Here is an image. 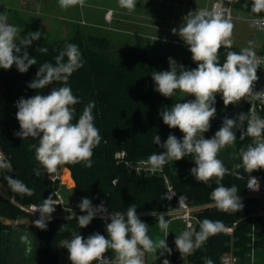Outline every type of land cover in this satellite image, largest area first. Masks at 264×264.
<instances>
[{"label": "trees", "instance_id": "1", "mask_svg": "<svg viewBox=\"0 0 264 264\" xmlns=\"http://www.w3.org/2000/svg\"><path fill=\"white\" fill-rule=\"evenodd\" d=\"M253 2L254 0H232L231 5L236 13H245L252 17L264 15V11H252ZM68 44L78 46L84 62L83 67L76 70L67 82V86L79 100L73 106V123L79 119L85 106L94 101L92 114L101 136L99 145L93 149L91 167H86L84 163L60 166L71 171L75 193L81 199L91 200L94 207L103 202L112 213L124 214L129 206L135 205L137 216L148 225L150 238L155 228L160 230L157 216L164 214L165 219L169 220L168 211L179 208L181 196L191 206L207 205L199 214L201 221H221L224 226L237 222L233 247L238 256V264H250L249 254L252 248L255 249V264H264V214L253 215L258 212L254 207L258 198L246 197L244 208L238 212L219 210L211 199L212 191L218 186L216 179L213 178L207 183L198 182L191 174V169L196 166L192 155L179 161H169L163 166L168 183L162 174L144 176L129 168L127 162L147 160L153 153L166 151L154 143L155 135L160 137L161 144L170 134L182 141L183 133L178 128H169L163 122L161 112L176 103L194 100L195 97L179 94L178 91L168 98L161 95L155 90L152 73L167 71V66L158 57H151L150 48L116 44L111 37L100 34L98 29L93 28H77L69 38L33 40L27 48L22 47V52L26 50L29 57L36 58L37 61L26 73L19 72L15 65L7 70L0 68V147L6 158L1 165L0 183L6 195H13L15 198V201H11L0 196V264H13L14 248H21L22 235L28 236L31 246L29 253L36 264H60L59 246L74 233L85 239L94 233L107 238L106 224L110 222V218L106 222L101 216H95L87 227L80 228L77 218L87 213L81 212L75 205H66L74 210V214L46 220V230L35 227L34 223L15 224L19 219L34 217L24 207L33 203L43 204L44 199L49 196L55 199V184H58V181L53 182L47 178L48 173L35 158V147L32 146H39V137L21 139L16 135L21 131L16 119L17 102L21 98L28 99L36 94L47 95L53 88L64 86L61 82H54L45 89L28 87L36 78L39 67L45 62L55 64V57ZM41 47L47 48V52L38 51ZM242 48L238 45H232L230 49L221 48L220 63L224 62L228 51L239 52ZM186 54L179 63L178 73L180 66L185 70L197 67V63L192 60V54ZM243 103L244 114H247V104L244 100ZM213 106L216 108V115L210 122L209 131L204 133L205 138L214 137L224 118H231L227 112L232 109V105L225 107L222 94H216ZM246 121L236 128L234 144L222 148L217 157L228 169L220 183L226 187L236 185L239 197H245L250 175H264V169L251 174L243 168L234 169V165L241 163L240 150L253 144L251 137L241 136L247 127ZM119 152L125 154L121 159L116 157ZM36 169L40 171L39 176L35 175ZM234 171L237 174H233ZM9 176L22 181L33 190V194L28 196L13 191L6 179ZM153 211L157 216L151 214ZM199 230V227L195 229ZM175 239L176 237L168 246L171 250L170 264H205L208 259L213 264H223L221 256L230 250L231 237L223 231L210 236L190 255H181L176 248ZM163 261L161 254L155 256L150 264H163Z\"/></svg>", "mask_w": 264, "mask_h": 264}, {"label": "clouds", "instance_id": "2", "mask_svg": "<svg viewBox=\"0 0 264 264\" xmlns=\"http://www.w3.org/2000/svg\"><path fill=\"white\" fill-rule=\"evenodd\" d=\"M83 2L84 0H59L62 8L78 3L83 5ZM136 4V0H119L120 7L129 11L134 10ZM252 11L254 13L264 11V0H254ZM183 20L179 30L174 28L172 31L189 46L192 60L197 63V67L185 70L180 66L181 70L178 73L177 64L170 57L169 70L154 72L152 78L156 84L155 90L166 98L179 91L186 96H194L195 99L176 103L170 109L161 112L163 122L169 128H178L183 133V139L181 141L170 134L161 144L160 137L155 135L154 143L166 151L151 154L143 163L155 170L169 161H179L192 155L196 166L191 169V174L195 179L204 183L216 179L218 186L211 193V199L216 207L224 212H238L243 208L238 187L236 185L226 187L220 183L228 169L217 158L218 153L222 148L234 144L236 134L233 128L239 127L247 120V127L241 136L253 138L254 143L240 150L241 163L234 165V169L243 168L249 174L264 169V119L241 113L238 116L239 123L225 117L214 137L205 138L204 133L209 131L210 122L216 115V108L213 106L216 94H222L223 103L227 107L253 93L252 86L258 80L257 58L255 52L247 47L239 52L228 51L224 62L220 63V49L232 47L234 25L230 18L201 9L189 12ZM255 23L264 29V22ZM40 35L39 32H30L21 38L19 29L8 24L6 17L0 16V68L7 70L15 65L19 72L26 73L32 65L37 64L36 58H30L26 50L22 52V47L27 48L33 40H38ZM17 40L20 42L19 45L16 43ZM38 51L46 53L47 48L41 47ZM83 63L78 46L68 44L55 57V64L45 62L39 67L36 78L28 85L29 88L36 90L45 89L54 82H61L64 86L53 88L48 95L36 94L28 99L21 98L17 102L16 119L21 131L16 135L21 139L39 137V146L32 147H35L36 160L49 175L65 164L84 163L86 167H91L93 149L101 141L92 114L95 108L94 101L85 106L79 119L73 123L75 111L73 106L79 103V100L73 95L67 82L76 70L83 67ZM255 96L264 102V91L255 93ZM34 172L35 175H40L38 169ZM233 174L237 173L234 171ZM6 179L13 191L28 196L33 194V190L22 181L11 176ZM247 187L258 191L259 181L250 175ZM185 200L183 196L179 198L180 207L185 206ZM78 207L81 212L87 213L77 218L80 228L87 227L98 211H106L103 202L98 209L87 198L82 199ZM36 211H39L40 218L33 222L35 227L46 230V220H50L51 214L55 211L52 197L44 199ZM151 214L157 216L155 211ZM109 218L110 222L106 224L108 238L94 233L85 239L74 233L70 241L64 242L63 246L69 252L71 264L94 262L144 264L143 257L146 252H156L157 249L171 251L167 248L165 239L154 241L149 237L148 225L137 216L135 205L129 206L126 213H112ZM157 220L158 227L167 235L171 221L166 220L164 214H159ZM224 227L221 221L209 219L200 222L199 231H195L189 224L187 230L176 236V248L181 255H190L210 236L223 231ZM20 239L27 242L28 236L22 235ZM108 250L115 254L114 259L105 257ZM163 264H169V261L165 259ZM205 264H213V261L208 259Z\"/></svg>", "mask_w": 264, "mask_h": 264}, {"label": "rangeland", "instance_id": "3", "mask_svg": "<svg viewBox=\"0 0 264 264\" xmlns=\"http://www.w3.org/2000/svg\"><path fill=\"white\" fill-rule=\"evenodd\" d=\"M157 1L160 5H163L159 8H153L152 5L156 6V4H158ZM169 1L172 0H136V8L132 11L118 7L122 13H116L115 16L119 14L122 16L123 20L114 18L110 23L105 21L103 14L105 10L108 9V6L117 9L119 0H84L83 5L78 3L67 8H62L59 4V0H0V16L6 17V22L8 24L16 26L19 29V36L21 38L26 37L30 32H39L41 35L38 40L51 41L69 38L77 28L98 29L100 34L111 37L116 44H125L129 46L142 45L146 46L148 49L150 48L151 57H158L160 62L165 64L167 70H169L170 57L175 60L177 67H179L180 61L187 56L186 53H191L189 47L183 45V40L178 34L176 35V39L180 42L179 45L173 43L174 38H172V32H169V42H163L160 37H157L155 29L158 23H156L150 15L153 9H158V11L163 10L164 13L168 12L170 8L168 9L167 6L164 5H166L167 2L169 3ZM175 1L178 6H176L175 9L172 8L171 13L176 15L175 18L177 19L178 16L180 17V22L177 23L176 19L175 25H173V29L175 28L177 31L184 22L183 18L189 12H195L201 9L212 12L211 5L213 0ZM144 3H147L148 8H142ZM143 11L147 12V16L140 18L138 13ZM233 15L234 18L231 20L234 25L231 37L232 45H238L243 48L250 47L255 53L264 54V33L258 30L253 17L245 13H236L235 11H233ZM161 25L169 28L172 26V23L165 21L164 24L163 22L162 24L160 23V26ZM16 43L19 45V40H17ZM184 49L187 50L185 54L183 53ZM50 92L51 91H48L47 95ZM178 93L181 94L179 91ZM236 128L237 127L233 128L234 132H236ZM56 188L59 190L66 205L78 206L81 203L82 199L75 193L73 188L68 189L66 186L60 184H57ZM240 200L244 208L246 197H240ZM254 207L257 208V211L264 212L261 198H258ZM74 213V211L67 209H63L60 212L62 216H69ZM39 218L40 217L37 216L23 218L16 221L15 224L26 222L33 223ZM183 231H185L183 224L179 220H174L171 221L169 225L167 235L164 231L155 228L151 235V239L154 241L165 239L168 244ZM71 239L72 236L66 240L70 241ZM65 241L59 246L60 264L66 262L63 257V253L67 250V248L63 246ZM20 247L21 248L17 249L14 248L12 258L13 264H36L32 254L29 253L31 249L29 242H23ZM107 253L109 258H115V254L112 250H108ZM163 253L164 249H157L156 252H146L143 258L148 263L155 256H159ZM94 264H96V262H94Z\"/></svg>", "mask_w": 264, "mask_h": 264}, {"label": "built area", "instance_id": "4", "mask_svg": "<svg viewBox=\"0 0 264 264\" xmlns=\"http://www.w3.org/2000/svg\"><path fill=\"white\" fill-rule=\"evenodd\" d=\"M231 1L232 0H213L212 1V5H211V11L215 12V13H219L221 14L224 18H230L231 20L234 18L233 15V8L231 5ZM114 11L112 9H109L106 11L105 13V18L107 20H111L112 16H113ZM254 22L256 21H261L264 22V15L262 16H255L253 18ZM256 24V23H255ZM258 30H260L262 33H264V29H262L261 27H259L256 24ZM174 43H178L177 41H173ZM256 58H257V62H258V67H257V76H258V80L254 82L252 88H253V93L247 95L246 97L243 98L244 102L247 104V114L249 115V117L251 116H258L262 119H264V102H262L261 100L257 99L255 96V93H259L264 91V54L260 55V54H256ZM246 125H247V121H246ZM253 140V138H252ZM254 143V141H253ZM125 156L124 152H119L116 154V157L121 159ZM6 158L5 155L0 147V171H1V165L5 162ZM143 161L146 160H139L135 163H130L127 162L129 168L131 170H134L136 173L140 174V175H144V176H149V175H156V174H162L164 175L166 182L168 183V178L164 173L163 170V166L161 168L152 170L151 167L145 163H143ZM9 165V163H7ZM251 177L256 178L259 181V190L258 191H253L251 189H249L247 187L246 184V195L245 197H249V196H254L256 198H261L262 201V205L264 206V175L262 173H255L252 174ZM47 178L50 179L53 182H60L61 180V175H60V169L58 168V170L49 175L47 174ZM249 177L247 179V183H248ZM55 184V191H56V198L53 199V204L55 206V211L51 214V218L52 217H58V216H62L60 214V212L63 209H67L66 204L64 203L59 190L56 188ZM170 190L172 189V187L169 185L168 187ZM0 196H4L9 198L11 201H15V198L13 195H6V193L4 192L1 183H0ZM42 204H30L26 207H24L26 210H28L29 212H31L34 216L40 217V213L39 211H36V209ZM101 205V203H98L95 205V207H97L99 209V206ZM207 205H198V206H191L189 205L187 202H185V206L184 207H180L177 210H171L168 211V213L170 214V219L169 221H174V220H179L183 226L184 229L187 230L188 229V225L190 224L192 226V228L195 230L197 227H199V224L201 222L200 219V212L204 211L202 209H204ZM211 206V205H208ZM104 209H106L105 212H97L96 216H103L105 221L107 222V220L109 219V217L111 216L112 212L110 210H108V208L103 204ZM256 214H264V212H260L258 211L257 213H253V215ZM237 226V222H234L232 225L230 226H225L223 232L225 234L230 235L231 237V242H230V250L226 253H224L221 256V262L223 264H238V256L235 254L234 252V247H233V241H234V230ZM254 240V237H253ZM167 248L169 246V243L167 244ZM169 249V248H168ZM250 264H255L256 262V257H255V249L252 248L250 251ZM63 257L66 260V262L64 264H70V259H69V252L68 250H65V252L63 253ZM105 257L108 259H112L108 257V253H105ZM163 258L164 260H168L169 264H170V260H169V251L164 249V253H163ZM144 259V258H143ZM152 262V260L150 262H146V260L144 259V264H150Z\"/></svg>", "mask_w": 264, "mask_h": 264}, {"label": "crops", "instance_id": "5", "mask_svg": "<svg viewBox=\"0 0 264 264\" xmlns=\"http://www.w3.org/2000/svg\"><path fill=\"white\" fill-rule=\"evenodd\" d=\"M157 3H158V1H157ZM162 5H163V4H162ZM162 5H160V4L158 3V4H156V6H154V5H152V6H153V8H159V7H161ZM186 5H187V4H186ZM191 5H192V4H191ZM147 6H148L147 3H144V4L142 5V8H148ZM164 6H167L168 9L170 8V9H169L170 11L168 10V12L164 13L163 10H161V11L159 10V11H158V9H153L152 14L150 15V17H152V18L155 20V22L158 23V26H157V28L155 29V32H157V37H160V39H161L163 42H165V41H168V42H169V40H170V38H169V37H170V33H171V32L173 33V31H172V29H173V25H175L174 23H175V21H176V19H177V18H175L176 15L172 14L171 11H172V8L175 9V7L178 6V5H177V3H176L175 0H172V1H169V3L167 2L166 5H164ZM118 7H120V5L117 6V9H114V8L111 7V6H108V7H107L108 9H106L105 12H104V14H103L105 21H107L108 23H110L114 18H115V19L119 18V19L123 20V19H122V16L119 15V14L122 13V11H121ZM109 9H112V10L114 11L111 20H107V19L105 18V13H106V11L109 10ZM154 10H155V11H154ZM116 13H119L118 16H115ZM142 13H144V14H142ZM173 15H174V16H173ZM138 16H139L140 18L146 17V16H147V12H145V11H143V12H139V13H138ZM166 17H167V18H166ZM165 18H166V19H165ZM253 18H254V17H253ZM170 20H171V21H170ZM165 21H166V22H170V23H172V26H171V27L168 26L169 28H166V27H164L163 25L160 26V23L162 24V22H163V24H164ZM176 22H177V23L180 22V17H179V16H178V19H177ZM169 32H170V33H169ZM160 35H161V36H160ZM176 35H177V34H174V33H173V35H172L173 37H172V38H174L173 41H177V42H178L177 45H179L180 42L176 39V38H177ZM173 43H174V42H173ZM182 43H184L183 45H184L185 47L188 46L184 41H182ZM182 43H181V44H182ZM188 47H189V46H188ZM186 51H187V50L184 49L183 53L185 54ZM256 54H258V53H255V55H256ZM260 55H261V54H260ZM59 169H60L61 180H60V182H59L58 184H60V185H64V186H66L68 189H72V188L74 187V185H75V182H74V180H73V178H72L71 171H70L67 167H59ZM66 171L69 173V176H70V178H71V180H72V184H70L68 181H66V180L64 179V176H65ZM67 210H72V211H74L73 209H69V208H67Z\"/></svg>", "mask_w": 264, "mask_h": 264}, {"label": "water", "instance_id": "6", "mask_svg": "<svg viewBox=\"0 0 264 264\" xmlns=\"http://www.w3.org/2000/svg\"><path fill=\"white\" fill-rule=\"evenodd\" d=\"M231 105H232V109L230 111H228L227 114L229 116H231V118L233 120H237V123H239L238 116H239V114L244 113V111H245L243 98L240 101H238L237 103H234Z\"/></svg>", "mask_w": 264, "mask_h": 264}, {"label": "bare ground", "instance_id": "7", "mask_svg": "<svg viewBox=\"0 0 264 264\" xmlns=\"http://www.w3.org/2000/svg\"><path fill=\"white\" fill-rule=\"evenodd\" d=\"M64 179H65L66 181H68L70 184H72V180H71V178H70V176H69V173H68L67 171H66V173H65Z\"/></svg>", "mask_w": 264, "mask_h": 264}]
</instances>
